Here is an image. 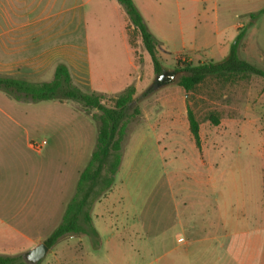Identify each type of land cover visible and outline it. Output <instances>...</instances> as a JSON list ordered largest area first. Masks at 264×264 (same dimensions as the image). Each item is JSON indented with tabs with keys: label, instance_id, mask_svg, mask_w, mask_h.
<instances>
[{
	"label": "rangeland",
	"instance_id": "1",
	"mask_svg": "<svg viewBox=\"0 0 264 264\" xmlns=\"http://www.w3.org/2000/svg\"><path fill=\"white\" fill-rule=\"evenodd\" d=\"M109 1L116 3L115 0L89 1L88 33L90 41L101 47L108 61V72L119 76L127 67L120 46L122 21L117 13L104 15L105 9H111L105 6ZM134 3L143 6L142 16L158 42L157 57L166 70L180 69L177 59L194 64L206 58L224 57L229 50L228 46L224 49V41L237 31L232 27L220 34L214 33L211 27L205 31L208 25L205 27L199 17L198 2L194 0H134ZM221 12L223 24L231 25L236 19L243 24L248 20V14L237 18L233 11ZM255 22L247 27L238 54L264 69V14ZM11 25L8 32H13L12 38L18 40L19 26ZM125 31L135 57L129 83L135 87V103L139 106L143 99L146 118L139 114L129 121L122 141L121 165L115 173L116 185L112 184L108 195L91 210L100 244L93 249L86 236H67L33 264H146L153 255L161 254L174 243L173 230L168 227L177 212L173 204L181 198L193 205L187 209L188 222L193 219L205 227L210 221H221L220 238L191 241L185 255L172 253L152 264H225L224 252L229 240L223 238V227L230 229L234 220L239 225H247L251 220L253 227H264V78L254 74L231 78L207 76L190 91L183 89L187 93L186 106L199 123L197 146L189 127L183 129L181 126L185 124L174 118L181 106L177 90L182 89L176 80L183 72L177 69L174 79L154 87L156 74L138 31L130 23ZM9 76L23 78L18 74ZM51 78L52 74L45 77ZM113 94L116 93L106 94V105L112 104ZM15 101L12 99L10 143L0 142L3 161L0 165V251L20 241L27 248H17L14 254H0L20 255L25 260L27 250L36 244L35 238L43 236L38 242L43 241L59 221L58 217L41 221L40 209L44 206L43 199L53 189L56 169L63 163L58 146L60 149L66 146L76 134L69 121L74 118L76 124H83L84 115L78 112L91 118L96 110L84 112L77 108L75 101L67 99ZM58 101L69 102L78 112ZM210 115L217 117L218 122L209 119ZM92 120L97 128L98 122ZM29 138H44L48 143L37 153L27 146ZM159 144L167 146L160 148ZM198 154L208 165L195 166ZM195 173L210 174L212 182L196 185L193 177H189ZM35 198L37 208L33 206ZM102 207L103 214H97ZM193 211L197 214H191ZM124 223H134V228L140 229L138 237L126 233V238H122L117 230ZM165 228L167 239L160 242L161 246H154L149 238ZM175 241L181 242L183 238ZM222 242L224 248L220 246ZM134 247L138 249L135 255L131 253ZM216 255L220 260L216 261Z\"/></svg>",
	"mask_w": 264,
	"mask_h": 264
},
{
	"label": "crops",
	"instance_id": "2",
	"mask_svg": "<svg viewBox=\"0 0 264 264\" xmlns=\"http://www.w3.org/2000/svg\"><path fill=\"white\" fill-rule=\"evenodd\" d=\"M89 1L90 0H0V76L18 74L20 77H23V79L31 81H48L45 77H49L51 74L53 76L55 65L58 62H62L67 66L73 83L86 92L97 91L112 94L124 88L131 81V74L135 68L134 53L129 46L125 31V26L130 23L129 19L117 0H115L116 3L112 0V2L109 1V3H106L105 6L111 7V9L104 8V15L109 16L114 12L119 14L122 21L120 26L122 35L120 46H122L124 51L127 67L123 68L120 75L117 76L116 72H108V61L104 59L100 51L101 47L98 46L99 44L90 41L87 16V5ZM194 1L198 2L199 12L197 11V13L199 17L204 21L205 27L208 25L205 31H209L210 29L208 27H211V30L216 34L225 32V29L229 27L238 31L239 28L245 24H241L237 19L231 25L227 23L223 24L221 21V19H223V17H221L223 12L221 11L226 10L229 13L233 11V13L236 14L235 16L239 18V16H244L249 12L264 8V0ZM136 6L141 14H144L143 6L141 4ZM262 14H264V12ZM99 15L101 16L100 12ZM12 19H16V22ZM254 22L250 26L254 25ZM10 25L19 26V31L17 32L19 34L18 40L12 38L13 32H8ZM15 33L16 32H14V34ZM236 33L224 41L226 44L224 49H226V46L229 47ZM220 48L221 47H219V49ZM214 50H217L216 53L220 54L218 49ZM13 63L15 64L13 65ZM17 65L20 67L18 70L14 68V66ZM177 94L179 95L181 106L179 111L174 115V118L175 121H178L180 124H185V126H181L183 129L186 127L188 128L185 100L187 93L184 92L182 88L177 90ZM12 99L10 95L0 90V142L2 141L3 143H6L7 140L10 143L9 124H11L12 121ZM58 103L68 105L73 112H78L69 102L64 103L58 101ZM142 104L143 99L139 104V108L141 116L145 120L146 115L144 114ZM78 113L82 116L84 115L82 120L83 124H76L74 118L72 121H69L72 123L76 134L67 141V144L65 140L66 146L61 149L58 146L57 152L61 155L63 163L58 166L59 169H56L57 179L53 182V189L43 199L44 206L42 205L40 209L41 221H46L50 218L53 219L54 217H58L60 220L65 204L74 191L79 172L84 167L94 147L97 133L95 123L87 115L81 114L80 112ZM167 128L169 130L170 125H168ZM167 128L165 127L166 131ZM31 139L33 138H29L27 141V146L29 148H31L29 145ZM47 143L46 140V144ZM159 145L160 148H165V144ZM41 150L34 151L40 153ZM65 162H67V164H65ZM2 163V154L0 153V165H2ZM195 164L197 168H203L205 165H208L199 154L195 155ZM204 175L202 176V174L195 173L188 176L191 178L193 177L192 180L196 185H210L212 176L206 173ZM116 177L117 176L114 178L115 181L113 185H116ZM188 183H190V181ZM110 189H112V187ZM109 191L105 196L94 203L92 210L96 207V204L99 205L101 203V200L108 195ZM189 204H187L186 198H181L180 202L173 204V208L177 212L176 216H174L175 220H173V223H171L168 228L171 227L173 230L171 238L174 243H172V246L163 249L161 254L153 255L146 264L159 262L162 257H167L172 253L173 256L175 254L185 255L191 241H211L220 238L218 226L221 225V221L218 220L217 223L210 221L205 227H201V223L193 219L191 222H188L186 216H189V212L187 209L189 206L190 208L193 206ZM33 206L37 208L36 198ZM104 210L105 208L102 207L96 212L101 215ZM44 213L45 215L43 216ZM191 214L196 215L197 211L195 213L193 211ZM91 217H93L92 213ZM254 219H256V221L260 220V218ZM251 223L250 220L247 225H239L236 220H234L230 229L228 227L222 228L223 238L227 237L226 241L227 239L229 240L228 247L224 252L226 254L224 257L225 260L223 261L225 264H264V227L262 225L261 227H253ZM134 226V223H124L119 227L117 232L120 233L122 238H126V233L132 236L137 235L138 237L140 229L138 230L136 227L134 228ZM117 228L118 227H115V229ZM166 231L167 228L161 233L153 234L152 237L149 238L154 246H161L160 242L167 239V236H164ZM42 238L43 236H37L35 238L36 243ZM181 238H183V241H175L177 239L181 240ZM220 246L222 248L225 247L223 242L220 243ZM177 247H182L183 250H178ZM17 248L26 249L27 247L25 243L20 241L19 244H9L8 247H2L0 253L14 254ZM135 252H138L136 247L131 250L133 255H135ZM215 258L216 261L220 260L218 255H216ZM214 261L215 259L212 260V263ZM216 263L219 264V262ZM163 264L170 263L164 262Z\"/></svg>",
	"mask_w": 264,
	"mask_h": 264
},
{
	"label": "trees",
	"instance_id": "3",
	"mask_svg": "<svg viewBox=\"0 0 264 264\" xmlns=\"http://www.w3.org/2000/svg\"><path fill=\"white\" fill-rule=\"evenodd\" d=\"M125 11L130 24L139 33L141 42L149 54L155 74L164 69L157 57V40L147 26L141 12L133 0H117ZM264 8L249 12L247 22L239 28L229 44L227 54L220 60L206 59L192 64L185 60H176L178 70L182 71L176 83L190 91L207 76L231 78L243 75H258L264 78V69L241 58L238 47L250 26L262 13ZM177 69L175 71H177ZM0 90L16 101H32L59 99L72 100L77 108L86 112L95 109L91 118L96 120L97 133L94 147L87 162L79 172L74 191L65 204L57 225L43 240L49 247L67 236L84 235L89 239L93 249L100 244L99 233L92 223L91 210L96 201L106 195L111 188L115 173L121 162L122 141L126 134L129 121L141 114L135 103V87L127 84L119 93L111 96V105L104 99L107 93L86 92L73 83L67 66L58 62L54 67L53 76L48 81H31L18 77L0 76ZM142 95H146L143 92ZM189 132L199 146V123L189 106L186 108ZM214 123L217 117L210 115ZM0 264H33L20 255L0 254Z\"/></svg>",
	"mask_w": 264,
	"mask_h": 264
},
{
	"label": "water",
	"instance_id": "4",
	"mask_svg": "<svg viewBox=\"0 0 264 264\" xmlns=\"http://www.w3.org/2000/svg\"><path fill=\"white\" fill-rule=\"evenodd\" d=\"M176 74L177 71L166 70V69L163 70L161 73L156 74L154 78L155 81L154 87H160L163 84L171 81L172 79L175 78ZM49 248L50 247L44 241L37 242L25 253V260H27L30 263L37 262L49 251Z\"/></svg>",
	"mask_w": 264,
	"mask_h": 264
},
{
	"label": "built area",
	"instance_id": "5",
	"mask_svg": "<svg viewBox=\"0 0 264 264\" xmlns=\"http://www.w3.org/2000/svg\"><path fill=\"white\" fill-rule=\"evenodd\" d=\"M46 144V139H31L29 141V145L34 150H41L42 147Z\"/></svg>",
	"mask_w": 264,
	"mask_h": 264
},
{
	"label": "flooded vegetation",
	"instance_id": "6",
	"mask_svg": "<svg viewBox=\"0 0 264 264\" xmlns=\"http://www.w3.org/2000/svg\"><path fill=\"white\" fill-rule=\"evenodd\" d=\"M163 70H165V69H163ZM163 70H162V71H163Z\"/></svg>",
	"mask_w": 264,
	"mask_h": 264
}]
</instances>
